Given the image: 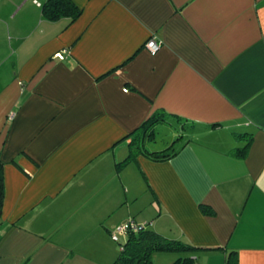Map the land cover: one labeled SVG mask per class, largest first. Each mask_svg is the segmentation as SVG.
<instances>
[{"label":"crops","instance_id":"0c3cea01","mask_svg":"<svg viewBox=\"0 0 264 264\" xmlns=\"http://www.w3.org/2000/svg\"><path fill=\"white\" fill-rule=\"evenodd\" d=\"M45 1L0 0V264H111L130 220L196 264H264V0H72L73 21ZM153 114L144 145L178 153L118 167Z\"/></svg>","mask_w":264,"mask_h":264},{"label":"trees","instance_id":"16d2710c","mask_svg":"<svg viewBox=\"0 0 264 264\" xmlns=\"http://www.w3.org/2000/svg\"><path fill=\"white\" fill-rule=\"evenodd\" d=\"M80 12V8L72 0H46L42 6V15L48 20L68 17L70 21H73L79 16ZM162 118V115L153 114L132 132L133 137L129 143V155L117 164L118 167L135 159L139 154L146 155L156 161H165L178 153L174 144L160 151H149L144 145V141L153 135L154 125L156 126ZM176 119L180 121L179 118ZM242 136L246 139V144L237 148L234 152L235 155H244L252 139V135L248 133L236 134V137ZM1 166L0 162V212L4 194ZM201 208L206 213L212 211L204 205ZM117 243L119 244V253L111 264H152L153 255L156 252L184 251L186 253L197 250L196 246L188 242L167 238L147 226H143L136 232L128 231L125 235V241L121 243L119 240ZM172 264H196V258L189 255L179 256ZM224 264H238V256L235 250L226 253Z\"/></svg>","mask_w":264,"mask_h":264},{"label":"built area","instance_id":"2783aa9c","mask_svg":"<svg viewBox=\"0 0 264 264\" xmlns=\"http://www.w3.org/2000/svg\"><path fill=\"white\" fill-rule=\"evenodd\" d=\"M162 42L158 40L156 37L152 36L149 39L146 40L144 43V47L150 52V54L154 55L158 52V50L161 48ZM58 58H63V55L61 54H56L55 55ZM143 225L136 224L134 221H128L125 222L124 224H121L117 226L115 231L111 232L110 236L111 239L115 242H118L120 240V236L126 235L128 231H138L141 229Z\"/></svg>","mask_w":264,"mask_h":264},{"label":"rangeland","instance_id":"374dc122","mask_svg":"<svg viewBox=\"0 0 264 264\" xmlns=\"http://www.w3.org/2000/svg\"><path fill=\"white\" fill-rule=\"evenodd\" d=\"M171 133V131H169V129H159L156 132V139H155V146L158 145V147H161L162 145H164L166 143V141L168 139H170L169 134ZM151 148H153V143H151L150 145ZM125 237L121 236L120 242L123 243L125 240ZM119 247V244L117 245ZM178 253L179 255H183L185 252L184 251H175Z\"/></svg>","mask_w":264,"mask_h":264}]
</instances>
